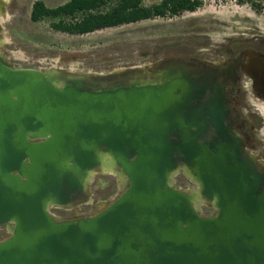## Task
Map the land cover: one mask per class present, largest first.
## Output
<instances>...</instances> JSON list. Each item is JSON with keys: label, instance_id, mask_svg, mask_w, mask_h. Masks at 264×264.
Here are the masks:
<instances>
[{"label": "water", "instance_id": "obj_1", "mask_svg": "<svg viewBox=\"0 0 264 264\" xmlns=\"http://www.w3.org/2000/svg\"><path fill=\"white\" fill-rule=\"evenodd\" d=\"M5 43L0 27V264H264V171L213 73L99 82L16 66ZM244 54L264 96V55ZM98 172L116 176V197L85 216L50 211L87 204Z\"/></svg>", "mask_w": 264, "mask_h": 264}, {"label": "rangeland", "instance_id": "obj_2", "mask_svg": "<svg viewBox=\"0 0 264 264\" xmlns=\"http://www.w3.org/2000/svg\"><path fill=\"white\" fill-rule=\"evenodd\" d=\"M34 1H4L6 12L0 19V27L6 43L2 52L16 66H56L76 73L107 74L120 66L151 61L156 57L154 53L158 57L172 55L179 47L210 53L228 39H264V4L254 7L246 0H202L193 11L152 16L84 34L53 29L51 23L57 18L32 21L30 11ZM42 1L54 7L65 0ZM158 2L142 0L145 6ZM248 95L250 98L243 108L238 107V111L245 115L248 124H256L262 119L257 151L264 156V101L251 93ZM239 102L241 105L242 101ZM116 179L109 173L94 174L90 183V200L77 208L83 212L92 211L99 201L112 200L119 189ZM175 185L185 190L191 183L179 174L175 177ZM202 210L207 215L212 213L207 206H202ZM50 211L59 219L72 214L63 208H51ZM6 236L5 230L0 231V239Z\"/></svg>", "mask_w": 264, "mask_h": 264}, {"label": "flooded vegetation", "instance_id": "obj_3", "mask_svg": "<svg viewBox=\"0 0 264 264\" xmlns=\"http://www.w3.org/2000/svg\"><path fill=\"white\" fill-rule=\"evenodd\" d=\"M68 1L71 0H65L63 3ZM105 1L110 3L115 2L116 0ZM179 1L188 4L197 2L199 3V6L202 0ZM246 1L250 2L254 7H260L262 4H264V0ZM163 2L164 0H159V2L155 4H162ZM152 5H149V7ZM181 11L184 10H179L177 13H180ZM167 13L168 12H166V14ZM166 14L164 13L163 15L158 16H164ZM217 47L218 48L216 50H213V52L210 53H197L196 51L193 52L191 49L181 47L175 49L173 54L169 56L162 55L161 57H158L157 54L154 53L153 55L156 56L155 59L146 61L139 65L135 64L117 67L111 72L107 73L105 77L98 78V81L120 83L126 82L135 77L139 78L140 76H143L144 78H149L150 76L152 78L154 75L159 74V70L173 66L181 67L185 70H194L197 71L198 74L203 75L213 73L215 75L216 82L223 85L225 98L229 108V118L233 130L243 138L246 152L252 153L255 156L258 163L257 168L264 171V156H261V154L257 151V143L260 140V137L257 136L261 132L260 128L262 119H258L256 124H248L246 119L243 117L245 115L238 111V107L241 106V108H243V104H245L246 100L250 98L248 95L249 93L264 101V96L252 87L251 76L244 70V65H246L248 62V56H245L244 53L248 50H251L264 55V39H258L257 37L249 39L237 38L232 41L228 39L226 42L221 43ZM236 59H239V61L234 64ZM239 100L242 101L241 105ZM114 177L116 178L115 175ZM118 188L117 195L121 192L119 183ZM102 204L103 201H99L94 206L92 211H98ZM54 208L57 210L60 209L59 207ZM67 210L71 211L72 214H70L65 219L88 215V211L83 212L78 208L66 209V211ZM2 230H5V228H0V231Z\"/></svg>", "mask_w": 264, "mask_h": 264}, {"label": "trees", "instance_id": "obj_4", "mask_svg": "<svg viewBox=\"0 0 264 264\" xmlns=\"http://www.w3.org/2000/svg\"><path fill=\"white\" fill-rule=\"evenodd\" d=\"M199 3H182L179 0H164L162 4L144 6L141 0H71L58 6L49 7L42 0L32 3L30 18L38 21L42 18H57L51 23L55 30L69 34H84L103 27L135 22L143 18L176 14L179 10L196 9Z\"/></svg>", "mask_w": 264, "mask_h": 264}]
</instances>
